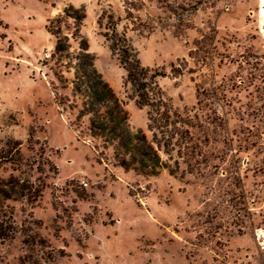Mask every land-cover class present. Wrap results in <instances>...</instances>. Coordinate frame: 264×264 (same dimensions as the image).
I'll list each match as a JSON object with an SVG mask.
<instances>
[{
	"label": "rangeland",
	"instance_id": "rangeland-1",
	"mask_svg": "<svg viewBox=\"0 0 264 264\" xmlns=\"http://www.w3.org/2000/svg\"><path fill=\"white\" fill-rule=\"evenodd\" d=\"M69 5L84 7L94 66L156 149L157 176L121 168L57 82L46 25ZM112 32L163 74L150 107L136 105ZM9 178L32 194L0 199L15 227L0 264H264V0H0Z\"/></svg>",
	"mask_w": 264,
	"mask_h": 264
},
{
	"label": "trees",
	"instance_id": "trees-1",
	"mask_svg": "<svg viewBox=\"0 0 264 264\" xmlns=\"http://www.w3.org/2000/svg\"><path fill=\"white\" fill-rule=\"evenodd\" d=\"M86 18L84 7L69 5L63 9V15L48 20L46 32L55 41L51 58L65 63L61 68L57 82L61 89L69 90L71 97L78 101V116L88 119V131L91 137H97L103 146L111 148L120 167L126 171H134L138 175L155 177L162 169L156 149L141 130L132 131L128 127V115L123 105L116 98L108 83L97 72L94 55L89 51L87 39L81 34L80 27ZM63 19L72 21V28L66 30L67 36L77 44L71 51L69 38L61 33ZM57 25V26H56ZM110 51L117 56L121 68L125 72V81L135 90L134 99L138 107H150L148 87H157L154 79L162 73L142 66L138 52L129 43L124 34L112 32L107 38ZM64 73L66 76H64ZM49 87L56 96L54 83ZM148 128L152 122L151 111L147 112ZM10 144L20 146L17 141ZM27 189L13 178L0 180V199L11 200L17 191ZM31 195L30 191H26ZM37 194L41 193L36 191ZM12 212L0 207V246L13 239L15 233ZM37 244L43 248L45 242L38 238ZM22 264V260H21Z\"/></svg>",
	"mask_w": 264,
	"mask_h": 264
},
{
	"label": "built area",
	"instance_id": "built-area-1",
	"mask_svg": "<svg viewBox=\"0 0 264 264\" xmlns=\"http://www.w3.org/2000/svg\"><path fill=\"white\" fill-rule=\"evenodd\" d=\"M82 185H83V186H87V184H86L85 182H82Z\"/></svg>",
	"mask_w": 264,
	"mask_h": 264
}]
</instances>
